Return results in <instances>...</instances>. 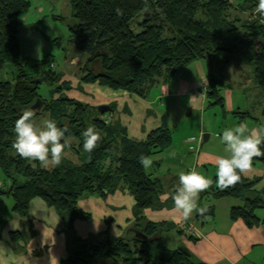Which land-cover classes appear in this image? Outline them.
Instances as JSON below:
<instances>
[{
  "label": "trees",
  "instance_id": "16d2710c",
  "mask_svg": "<svg viewBox=\"0 0 264 264\" xmlns=\"http://www.w3.org/2000/svg\"><path fill=\"white\" fill-rule=\"evenodd\" d=\"M69 2L72 9V21L67 25L69 45L87 55L79 82H96L145 96L149 87L167 81L194 60L204 59L211 65L214 62L225 67L233 53L246 49L264 95V45L256 48L257 39L264 44V22L257 12L254 13L258 0L238 3L231 0ZM30 8V0H0V171L9 182L8 190L0 192L12 195L13 213L20 218L26 217L34 197L42 198L56 210L65 228L72 230L71 243H81L84 247L80 253L69 251L60 264H138V261L144 264H204L194 260L182 247L168 248L159 243L165 222L152 221L143 214L146 208L157 210L169 203L160 200L164 192L161 181L145 171L140 157H150L167 149L172 143L170 129L163 123L145 139L137 140L128 136L118 120H103V113L96 107L98 113L92 120L94 126L101 129V141L92 152H86L83 148V133L87 129L84 115L90 105L67 97L70 81L64 78L62 71L50 67L47 57L36 59L22 54L18 18ZM230 10H234L236 16ZM141 12H144L143 17L136 31L132 23ZM244 13V19L253 18L251 23L244 21ZM42 76L46 78L35 83L34 80ZM202 77L207 79L205 98L210 104L222 105L221 80L211 74L201 76L200 83ZM55 81L66 87L58 85L54 90L49 89L55 97L49 101L42 99L40 85L45 82L51 86ZM37 98L45 104L40 111H33L34 116L48 108L50 119L66 129L67 147L79 155L80 163L66 162L63 158L59 166L44 168L38 161L22 158L13 148L15 122L24 111L30 110ZM110 107L108 114L113 110L111 104ZM241 114L242 120L252 116L248 111ZM261 117L264 119V109ZM261 147L264 150V145ZM253 161L264 165V157H254ZM15 176L24 180L18 183ZM260 179H247L241 173L239 182L220 189L215 174L212 185L201 195L211 199L233 197L241 200L240 205L231 208V217H240L247 225H254L259 222L256 211L264 208V188H255ZM120 186L128 189L134 200L133 221L127 231L135 233L133 242L139 244L138 259L127 236L112 235L106 229L83 237L73 227L75 220L90 217V213L79 206V200L85 195L104 199ZM212 211L213 205L198 215H210ZM138 234L156 239L147 240ZM137 244L134 245L137 247Z\"/></svg>",
  "mask_w": 264,
  "mask_h": 264
},
{
  "label": "crops",
  "instance_id": "0c3cea01",
  "mask_svg": "<svg viewBox=\"0 0 264 264\" xmlns=\"http://www.w3.org/2000/svg\"><path fill=\"white\" fill-rule=\"evenodd\" d=\"M262 21L264 22V17H262ZM18 38L21 49H25V54L29 53L27 47L33 49V45H43L44 42L40 31L34 25L28 26L22 22H20L18 27ZM45 47L46 44L42 50L43 56L49 53ZM43 56L37 59H42ZM195 61L199 63V67H203L200 76H205L207 71L215 72L216 68L213 64L209 66L203 59ZM184 68L185 66L173 73L167 81L156 82L152 85V87L156 86L155 88L158 89V93L155 94L154 99L160 96L177 98V105L175 106L177 115L180 114L181 110L186 111L188 107L191 108V112L197 105H199V108H202L205 102V96L198 89L199 83L194 81L191 76L183 78V74L180 75L185 71L183 70ZM193 70L192 68H188L185 74L191 75L193 74ZM228 74L229 72L226 75L223 73L219 75L222 89L224 87V79H226L225 77ZM80 85L85 92L84 96L86 98L89 96L93 103L88 100L86 101V98L83 97L80 98V101L84 100L83 102L89 105L93 104L96 107L99 104H111L114 109L112 113L114 119L118 120L122 127L126 128L127 134L131 138L143 140L150 131L158 128L163 123L167 125L170 131L174 125V119L169 117L168 109H161L160 111L157 108H153L149 104L150 101L145 99V96H139L121 89L115 90L101 86L96 82H80ZM222 89L221 95L223 101H225L227 98L226 94L230 90ZM224 91L227 92L225 93ZM185 96V102L188 106L183 108L181 107V102ZM154 99L151 100V104ZM138 103L139 107H137ZM247 111L251 115L253 114V117L250 118L253 119L254 124L250 129L256 128L259 130L264 127V119L261 118L262 111L260 113V110L257 109L259 114L250 110ZM240 121L243 120L240 119ZM242 175L247 179L261 178L255 185V188L257 190L264 188L263 164L253 161L252 167L245 173H242ZM210 178L212 177L210 176ZM8 187V179L0 171V191L8 190ZM162 187L164 192L160 195V200L169 203L163 208L158 209L159 214L149 212L146 215L152 221L165 222L166 228L162 231L160 239L163 236L166 237L167 242L173 239L176 245H179L177 247L184 248L191 253L194 260L204 264H264V208L256 211L259 222L249 226L242 218L233 219L231 217V208L240 205L241 200L237 198L231 199L233 197L211 199L210 196L206 195L203 197L200 193L197 201L198 206L201 205L207 208L213 205L212 213L210 215L199 216L198 212H194L191 219L185 221L182 218V213L174 207L172 196L176 190L168 191L163 184ZM8 196L12 197L10 194H2L0 192V204L10 207L9 210H2L0 208V264H60L61 260L70 251L72 230L69 231L65 228L56 210L53 207H49L42 198H32L29 203L27 216L20 218L17 214L13 213V204L7 198ZM91 197V207L97 208L101 212V215L112 214L111 209H120L123 201L121 200V196H115V198L111 199L106 198L105 200L95 196ZM133 205L134 200H132L129 207L131 208ZM79 206L87 210L84 198L79 200ZM120 212L118 213L120 214ZM125 217L124 221L117 219L116 226L118 227L112 229L109 232L110 234L119 236L117 234L121 233L123 227L126 230L129 229L132 225L133 215ZM91 223L86 227V230H89L90 233L99 232L91 227ZM78 225L79 219L75 220L73 224L74 231L76 230L79 235ZM102 227L104 226L102 225ZM190 228L191 230H188ZM13 233H18V235L13 236Z\"/></svg>",
  "mask_w": 264,
  "mask_h": 264
},
{
  "label": "rangeland",
  "instance_id": "374dc122",
  "mask_svg": "<svg viewBox=\"0 0 264 264\" xmlns=\"http://www.w3.org/2000/svg\"><path fill=\"white\" fill-rule=\"evenodd\" d=\"M30 1L31 8L28 12L19 16V24L20 22H22L24 25H34L35 28L40 31L41 38L42 40H44V42L43 45H33V49L31 47H27V49L29 50L28 54H25L24 48L21 49L22 54L37 59L38 57L43 56L42 50L44 49V45L46 44L45 49H47L49 53H47V55L43 57H47L49 59L48 63L50 67L62 71V73H64L65 79L70 81L68 84V89L66 90L67 97L76 100H80V98L82 97L86 98L84 96L85 92L80 85L79 78L81 77V75H83V65L87 55L78 52L74 48H71L68 42L67 25L72 21V9L69 0ZM231 1L233 3H238L242 0ZM230 11L234 16H236L237 13H235L234 10ZM145 12L147 11L145 10ZM143 13L144 12H141L140 15L132 23V26L136 31L139 30L137 25L138 22L141 21ZM254 13L256 14V11H254ZM148 14L151 15L152 12H148ZM246 14L249 13L247 12ZM246 14L244 13L242 15L243 19L244 17H246ZM245 20H249V22L251 23L253 18L248 17V19H244V21ZM192 62L186 65L183 70L186 71L188 70V68H192L194 69L192 71L193 74L186 75V72L183 71V73H181L180 75L183 74V78L191 76L194 81L200 83V74L202 73L203 67H199V63H197L195 60ZM204 62L206 61L204 60ZM207 65L211 66V64H209L208 62ZM213 65L216 68L215 72L207 71L205 75L211 76V74H213L217 78H220V74L223 73L224 75H226V73L229 72V74L225 77L226 79H224V87L222 90L226 89L228 91L230 90V92L226 94L227 98L225 99V101H223L222 105L218 103L210 104L209 101L205 98V102L203 103L202 108H199V105H197V107L191 112L190 115L187 116L184 110H181L180 114L177 115L175 112V106L177 105L176 97L171 98L160 96L159 98L154 99L155 94L158 93V89L155 88L156 86H151L152 88L149 87L145 95V99L147 101H150L149 104L153 108H157L160 111L161 109H168L169 117L174 119V125L171 128L172 143L170 147L163 151H159L149 157L153 160V164L148 173H150L151 177L159 179L165 189H167L168 191L176 190L179 184L178 174L182 171H187L190 168H195L197 171L202 172L208 177H214L216 173L214 163L215 159L219 156L227 155L224 152L225 146L220 140V136L222 135L223 130L242 122L240 121V116L242 115L240 112H246L247 110H250L254 113L259 114V112L261 113V111L263 110L264 96L262 95V90L255 79L254 66L253 63L248 59V52L246 49L233 53L230 56V60L227 64L228 67L227 65L225 67H222V65H216L214 62ZM58 85L60 87H66V85L61 84V82L57 84V81H55V83L51 86L43 82L39 87V93L42 99L49 101L52 99V97H55L54 93L53 95H51L52 93H49V89L54 90V88ZM224 92L226 93L227 91ZM152 99L154 100L151 104ZM87 100L93 103L89 96L86 98V101ZM185 101L186 96L184 97V99L182 98L181 107L183 108L188 106L186 105ZM137 107H139V103L137 104ZM95 108L96 106H94L93 104H90V106H88V109L84 115V121L87 125V128L93 127L96 131L101 132V129L96 128L93 124L92 119L98 113ZM257 109L260 111L258 112ZM113 112L114 109L111 111V114ZM106 114L110 116L108 117V122L111 120L115 121L113 114ZM48 119H50V112L48 108H46L40 114L34 116V120L38 124H42L45 120ZM243 122H246L249 125V128H251L254 124L253 119L250 117H245ZM204 133L209 134L208 140L205 142L202 141ZM72 141L74 142V140ZM202 142L203 144L201 145ZM64 160L73 164L80 163L79 155L74 153L73 150H71L69 147H67L65 150ZM258 164L261 163L258 162ZM15 177L18 183H21V181L24 180V178L21 176ZM115 196H121V200H123L120 209H111L113 213H110L109 215L104 214V216L101 215V212L98 211L97 208L91 207L92 200H90V198L92 197L89 195H85L84 203L86 204L87 209L85 211L90 213V217L87 219H79L78 227L80 236L86 237L90 233L89 230H86V227L90 225V222H92L91 227L96 231L106 229L111 231L112 229L118 227L116 226L117 219H121L122 221H124L126 218L125 216H132L134 214L133 206L131 208L129 207L131 205L133 197L128 189L120 186V188L118 187V189H116L115 191L106 194L104 200L106 198H115ZM7 198L13 204L12 197L8 196ZM231 199L234 200V198ZM0 208L2 210L10 209V207H7L5 204H0ZM119 211H121L120 214L118 213ZM158 211V209L157 211H155L146 208L143 210V214L145 216L148 215L149 212H152V214H159ZM102 225L104 227H102ZM119 229L121 230L120 227ZM117 235H121L124 237L127 236L134 256H136V258H139V244L133 242L135 233L133 231L128 233L125 227H123L121 233ZM159 243L169 248H176L177 246H179L176 245V242H174L173 239H170L169 242H167L166 237L164 236L159 240ZM134 244H137V247ZM74 250H77V252L80 253L84 250V247L81 243L78 245L72 243L70 252ZM138 264H144V261H141L140 263L138 261Z\"/></svg>",
  "mask_w": 264,
  "mask_h": 264
},
{
  "label": "clouds",
  "instance_id": "9594fccd",
  "mask_svg": "<svg viewBox=\"0 0 264 264\" xmlns=\"http://www.w3.org/2000/svg\"><path fill=\"white\" fill-rule=\"evenodd\" d=\"M256 12L264 17V0H258ZM15 140L13 148L22 157L29 161H38L44 168L59 166L65 155L67 140L66 129L58 127L52 119L42 124L34 120V112L24 111L14 125ZM85 140L83 148L92 152L101 141V133L93 127H88L83 133ZM220 140L224 144L227 155L215 159L216 185L220 189L235 185L241 180V173L252 167L254 157H264V127L259 130L249 128L246 122H240L223 130ZM140 164L148 172L153 160L147 156L140 157ZM179 184L172 196L175 209L182 213L185 221L191 219L194 212L203 214L206 207L198 206L199 194L208 189L212 178L195 168L182 171L179 174Z\"/></svg>",
  "mask_w": 264,
  "mask_h": 264
},
{
  "label": "water",
  "instance_id": "95a60500",
  "mask_svg": "<svg viewBox=\"0 0 264 264\" xmlns=\"http://www.w3.org/2000/svg\"><path fill=\"white\" fill-rule=\"evenodd\" d=\"M264 45L260 40H256V48H258L260 45ZM46 77L45 76H42V77H39V78H36L34 81H35V83H39L41 80H44ZM45 104V102L42 100V99H40V98H37L36 100H35V102L29 107V109L31 110V111H40L41 110V108H42V106ZM110 104H99L98 106H97V110H98V112H100V113H105V112H107V111H109L110 110ZM190 113H191V108L190 107H188L187 109H186V111H185V114L188 116V115H190ZM208 137H209V134H207V133H204L203 134V142H205V141H207L208 140ZM202 142V143H203ZM138 236H142V238H144V239H147V240H153V239H156V238H146V236L143 234V235H141V234H138Z\"/></svg>",
  "mask_w": 264,
  "mask_h": 264
},
{
  "label": "built area",
  "instance_id": "2783aa9c",
  "mask_svg": "<svg viewBox=\"0 0 264 264\" xmlns=\"http://www.w3.org/2000/svg\"><path fill=\"white\" fill-rule=\"evenodd\" d=\"M206 88H207L206 78L202 77V81L200 83L199 90H200V92L204 93L206 91ZM108 117H110V116L107 115L106 113L102 115V119L105 120L106 122H108V119H109ZM188 230H191V228Z\"/></svg>",
  "mask_w": 264,
  "mask_h": 264
}]
</instances>
